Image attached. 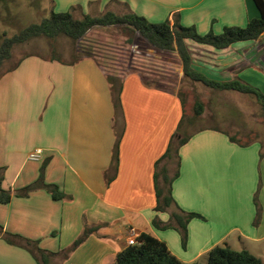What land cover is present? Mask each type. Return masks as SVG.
Segmentation results:
<instances>
[{
	"label": "crops",
	"instance_id": "crops-1",
	"mask_svg": "<svg viewBox=\"0 0 264 264\" xmlns=\"http://www.w3.org/2000/svg\"><path fill=\"white\" fill-rule=\"evenodd\" d=\"M52 5L57 13L70 11L75 18L132 12L153 24H172L177 17L179 25L194 27L199 34L244 27L259 15L253 0H52ZM133 35L124 40L134 45ZM184 43L193 69L208 78L245 63L252 77L241 76L240 69L223 81L241 77L253 83L248 79L254 81L256 76L264 84L263 65L254 64V53L245 49L254 41L221 50L191 40ZM69 55V61L30 56L0 77L1 187L12 195L7 204H0L2 231L54 254L47 264H114L129 239L141 234L162 241L186 264L215 246L233 250L228 240L232 237L239 247L235 251L245 250L264 264L262 143L240 147L224 130L205 128L189 134L173 157L163 158L183 116L178 93L151 81L141 68H132L112 74L119 80L116 95L95 59L82 57L74 63L75 51ZM177 60L182 77L178 55ZM34 152L38 159H29ZM171 161L174 171L169 172ZM176 172L170 184L174 203L183 212L204 218L188 223L185 248L175 230L152 225L154 218L167 223L174 210L171 206L155 211L154 178L163 190L164 174L172 178ZM39 178L65 198L53 200L46 188L36 186ZM259 186L261 218L254 226L253 198ZM88 228L96 231L63 256ZM0 264L38 263L28 251L0 237Z\"/></svg>",
	"mask_w": 264,
	"mask_h": 264
},
{
	"label": "trees",
	"instance_id": "trees-1",
	"mask_svg": "<svg viewBox=\"0 0 264 264\" xmlns=\"http://www.w3.org/2000/svg\"><path fill=\"white\" fill-rule=\"evenodd\" d=\"M253 3L258 11V17L253 18L247 22L244 27L227 26L224 27L219 34H215L209 30L206 34H199L194 27H184L179 25L178 18L175 17L173 23L164 21L162 23L153 24L148 22L144 17L138 16L132 12H126L122 15H116L110 11H106L98 16L82 15L80 18H75L72 12L55 13L50 12L49 16L40 20L35 24H30L10 38H4L0 43V66L3 61L11 56V51L14 46L25 44L34 39L45 38L47 40H54L59 37H66L74 44V63L78 62L80 58L87 57L96 58L91 52L81 49L78 45L85 34L95 27H119L129 30L131 33H137L142 37L151 47L156 50L165 52H176L182 65V77L193 83H200L206 88L217 91H233L239 94L253 97L262 107L264 111V94L250 85L242 82L239 79L230 81H214L204 74L196 71L192 67L191 57L185 46V40H191L197 44L211 46L214 49H225L235 43L239 42H253L264 33V0H253ZM74 10V8H72ZM71 10V11H72ZM130 42V41H128ZM132 42V41H131ZM35 56L29 54L21 58L10 70L11 72L24 58ZM98 63V62H97ZM4 75V74H3ZM107 82L113 86L111 89L114 93H118L116 88L119 80L112 75L106 73ZM203 105L199 101L193 105V114L199 117L202 113ZM190 135L185 138H179L177 141V150L186 143ZM231 143L240 147H247L254 141L240 143L234 137L228 136ZM169 152V150H167ZM165 154L163 158H166ZM262 154L260 153V158ZM113 162L117 163L116 150L113 153ZM158 164V163H157ZM177 172L172 178H168L165 174L163 182L167 184L165 193L156 185L155 193L157 205L155 211L164 212L171 206L174 210L169 214L167 223L160 222L157 218L152 220V225L156 229L166 230L173 229L180 236L182 248H185L187 240V225L192 219L204 220L198 214L186 213L180 210L174 203L170 195V184L174 178L177 177ZM3 180L2 169H0V204H7L12 195L8 191H4L1 187ZM42 185V178H39L36 186ZM51 194L53 200H61L65 195L58 192L55 186L42 185ZM32 187L24 189L21 194H26ZM259 189V187H258ZM256 214L253 220V225L257 226L261 218V208L257 203V192L253 198ZM96 231V228H88L83 231L72 245L66 249L62 255L67 256L74 251L87 237V235ZM0 237L8 244L21 247L28 251L37 261L38 264H47L49 257L54 254H46L36 246V242L23 239L17 235H11L2 231L0 227ZM114 264H186L178 260L170 253L165 243L156 239L149 234H141L138 236L136 243L127 245L115 257ZM197 264V263H190ZM205 264H262L261 260L245 250L235 251L227 246H215L206 254Z\"/></svg>",
	"mask_w": 264,
	"mask_h": 264
},
{
	"label": "rangeland",
	"instance_id": "rangeland-1",
	"mask_svg": "<svg viewBox=\"0 0 264 264\" xmlns=\"http://www.w3.org/2000/svg\"><path fill=\"white\" fill-rule=\"evenodd\" d=\"M52 11L57 13L56 9L53 8L52 0H0V43L4 38L12 37L24 27L40 22L41 19L48 17ZM74 15L77 17L78 13ZM132 35L129 30L124 28L97 27L88 32L78 46L91 52L103 71L109 75H121L129 69L141 68L151 75L149 78L151 81L154 80L156 83L165 85L168 89L178 93L183 116L181 115L180 123L171 135L169 140L171 142L167 146L169 152H165L167 156L173 157L175 155L179 138H185L189 134L205 128H214L224 130L223 132H227L240 143L260 141L263 146L261 160L264 159V111L253 97L233 91L223 92L209 89L200 83H193L184 79L179 71L176 52L156 50L139 35H133V38L135 37L134 45L133 41L127 43L124 37H131ZM239 43L240 47H245L248 44V42ZM245 49L254 53V64L257 65V62H261L264 68V33ZM72 50H74V44L66 37H59L54 40L38 38L14 46L10 58L3 61L0 66V77L26 55L35 54L47 59L56 58L60 61H69V54ZM193 59L198 63V55H195ZM242 64L245 63L236 65L232 70L222 71V75L217 73L210 79L223 81L227 76L238 73L237 71L240 69H242L241 72L239 71L241 76L252 77L250 70L244 69L246 64L244 66ZM260 73L264 77V74ZM253 78L254 81L248 79L253 83L243 81L241 77L234 79H239L264 94V84H261L263 81L256 76ZM198 101L202 103L203 110L199 117H195L193 105ZM170 166L169 172L174 171V161L170 162ZM160 186H163L162 191L165 193L167 184L162 181ZM260 187L257 189V196L260 193ZM232 239V237L228 238L229 242L232 243L233 250H239ZM194 263L205 264L206 256Z\"/></svg>",
	"mask_w": 264,
	"mask_h": 264
},
{
	"label": "built area",
	"instance_id": "built-area-1",
	"mask_svg": "<svg viewBox=\"0 0 264 264\" xmlns=\"http://www.w3.org/2000/svg\"><path fill=\"white\" fill-rule=\"evenodd\" d=\"M29 159H31V160H37V159H38V153H37V152L31 153V154L29 155ZM130 231L132 232V230H130ZM136 240H137V239H134V238L132 237V239H129V241L127 242V244H128V245L135 244V243H136Z\"/></svg>",
	"mask_w": 264,
	"mask_h": 264
}]
</instances>
